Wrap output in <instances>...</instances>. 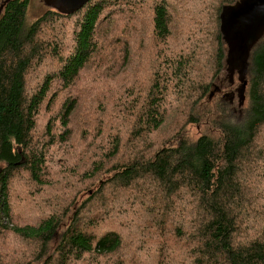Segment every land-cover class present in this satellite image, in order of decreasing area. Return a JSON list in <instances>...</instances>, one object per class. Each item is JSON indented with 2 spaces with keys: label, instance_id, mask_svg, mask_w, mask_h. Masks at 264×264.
Instances as JSON below:
<instances>
[{
  "label": "trees",
  "instance_id": "obj_1",
  "mask_svg": "<svg viewBox=\"0 0 264 264\" xmlns=\"http://www.w3.org/2000/svg\"><path fill=\"white\" fill-rule=\"evenodd\" d=\"M236 1L0 0V264H264V33L237 107L206 100ZM58 144L73 161L53 167ZM123 195L130 218L105 228Z\"/></svg>",
  "mask_w": 264,
  "mask_h": 264
},
{
  "label": "water",
  "instance_id": "obj_2",
  "mask_svg": "<svg viewBox=\"0 0 264 264\" xmlns=\"http://www.w3.org/2000/svg\"><path fill=\"white\" fill-rule=\"evenodd\" d=\"M53 7L73 12L88 0H52ZM223 37L227 44V68L231 75L232 68H237L238 79L242 81L238 93L245 86L247 57L251 46L264 33V0H237L222 10Z\"/></svg>",
  "mask_w": 264,
  "mask_h": 264
},
{
  "label": "rangeland",
  "instance_id": "obj_3",
  "mask_svg": "<svg viewBox=\"0 0 264 264\" xmlns=\"http://www.w3.org/2000/svg\"><path fill=\"white\" fill-rule=\"evenodd\" d=\"M53 4H54V1H52V0H32V9H31V12H30L31 13V16L38 15L42 11V9L44 7L53 6ZM52 70H53L52 68H49V71H52ZM237 70L238 69L235 68L232 75L229 72V70H228L227 67L224 68L223 70H221V74L219 75V77H220V81L222 83V87H224L222 89H224V90L218 91L219 93L217 95L216 94L217 93V90L215 89L213 91V93H212V95H214L213 98H212V100L206 99L207 101H210L208 104H213L214 105V102H216L217 99H221L224 103H229V102L232 103V99H233L232 98V96H233L232 94L236 95L238 93V88H239V85L237 84V83H239ZM35 75H36V73H33V76H35ZM95 78H96V76H95ZM244 78H246V76H244ZM228 79H230V82H231L230 84L231 85L228 84V82H227ZM225 87H226V89H225ZM99 89L100 88L97 87V88L91 89V90H89L87 92V96H88L87 97V102H92L93 101V97H97V95L95 96V94L96 93H99V94L101 93V89L100 90ZM233 100H234V104H235L234 108H236L237 107L236 105H237V101L238 100L236 98H234ZM82 102H84L83 99H82ZM199 108H202V105ZM235 112H236L235 114H237V115L240 114L241 111H240L239 107H238V110H236ZM52 114L53 113H51L50 110L48 112L45 111V117H47V118L50 115H52ZM180 117L183 118L182 115ZM176 118L178 119L179 117H176L175 116L173 118V120L176 119ZM88 120H92L93 121V119L90 116L87 117L86 118V122H85L86 126H87V121ZM181 124L183 125V122L182 121H179L177 123L174 122L173 125L169 124V122H168V124H167V126L165 128L160 129L159 131H157V133H155L154 138H156L155 139L156 142H162L164 138H172V137H175V135H174V132L175 131L174 130L177 129V128H179L181 126ZM201 130H202V128H200L199 126L190 125V124L188 125L187 124L184 127V130L183 131H187V133H191L192 135H194V134H196L198 132H201ZM70 141L72 142V140H70ZM69 145L70 144H68V148H65L67 154H62V156H61V154L60 155L59 154L57 155V150H58L59 144L56 145L53 148V151L56 154L54 156L57 159L56 160L57 161V164H54L53 167L56 166V165H58L59 163H61L62 160L63 161H67L66 163H68V162L71 163L73 161V155L74 154H73L72 150L69 149ZM61 148H64V146H61L60 149ZM56 169L59 170L60 168L57 167ZM73 171H76L77 172V170H72L70 172H73ZM61 175H63V174L61 173L60 176ZM61 179H63L64 182L66 183L67 180H66V177L65 176H62ZM23 182H24V179L17 178L16 181L14 183H12L11 190L14 191L15 195L17 194L16 197H18V198H25L26 201H27V198L30 196V193L27 192L28 191V188H29V185L27 184V182H24V184H23ZM87 193L89 194L90 191L87 190ZM120 198L121 199H119V200H115V199L113 200V199H111V197L110 198H107L108 199L107 206L110 208V210L112 211V213L107 218V220L103 223V226H105V228H107V227H111V228L115 227V228H118V223H120L121 221H123L125 218H130V217H125L124 218V217L121 216V214L126 213V212H129V211L122 210L123 207H125L124 202L127 200V197H124V195H123V197L121 196ZM34 201H35V199H34ZM16 203L17 202H14V207L19 206L18 203L17 204ZM27 205H28V203H27ZM33 205L36 206V207H38V208H43V204L41 202H39V201L35 202ZM61 206H63V205H61ZM115 210H117V211H115Z\"/></svg>",
  "mask_w": 264,
  "mask_h": 264
},
{
  "label": "flooded vegetation",
  "instance_id": "obj_4",
  "mask_svg": "<svg viewBox=\"0 0 264 264\" xmlns=\"http://www.w3.org/2000/svg\"><path fill=\"white\" fill-rule=\"evenodd\" d=\"M233 69V72H234V69H235V67L234 68H232Z\"/></svg>",
  "mask_w": 264,
  "mask_h": 264
}]
</instances>
